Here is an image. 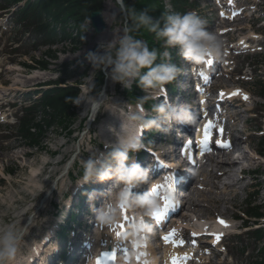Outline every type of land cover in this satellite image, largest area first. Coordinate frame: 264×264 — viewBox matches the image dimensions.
Wrapping results in <instances>:
<instances>
[{
	"label": "clouds",
	"instance_id": "clouds-1",
	"mask_svg": "<svg viewBox=\"0 0 264 264\" xmlns=\"http://www.w3.org/2000/svg\"><path fill=\"white\" fill-rule=\"evenodd\" d=\"M118 10L111 13L114 23L121 24L119 34L108 42L101 43L96 51H88L87 61L93 71L81 78L84 80L80 92L76 96H66L64 102L77 108L83 107L79 117L89 122L96 121L98 114L108 112L121 121L119 130L111 124L107 131L114 137L113 141L101 139V133H95L106 152L98 147L88 148V158H80L82 175L75 185L83 187L89 183L113 182L111 188L98 192H86L90 212L96 225L91 236L96 245L85 257L84 264H97L103 258L107 264V251L103 244L107 240L115 248L120 246L128 249L127 254H118L115 264H136L140 258L138 253L146 244V237L152 231L151 221L158 216L164 207V199L176 201L178 196L173 185L164 178L151 181L150 169L141 166L134 155L147 147L142 139L144 131H168L173 123L194 125L198 114L189 103L174 104L165 96L166 86L177 81L183 69L171 62L167 49H176L180 57L190 64H203L209 57L221 54L224 42L213 31L209 32L208 21L195 10L185 13L166 12L159 20H153L148 10L138 11L130 7L125 0H115ZM88 19L81 24L84 35L90 31ZM141 29H147L163 41L166 49L163 53L157 48L136 37ZM84 35L82 39H84ZM104 72L114 83L127 90L136 84L144 95L136 98V105L148 104L153 99L149 114L131 102L118 103L112 96L97 87L94 73ZM164 93L163 95H159ZM85 141L81 139V144ZM159 182V183H158ZM149 185L147 191H134ZM163 185L158 192L153 189ZM42 193V192H41ZM98 197L104 201L100 207L95 206ZM62 204V203H61ZM71 203H64L68 207ZM32 208L24 215L23 220L15 219L0 221V264H33L39 258L40 264H47V258L57 250L56 244L45 245L51 239L47 233L42 239L28 237L32 229H41L47 218H41ZM127 216V219H126ZM42 223H36V221ZM48 249H54L51 254ZM38 250V251H37ZM145 264H150L145 261Z\"/></svg>",
	"mask_w": 264,
	"mask_h": 264
},
{
	"label": "rangeland",
	"instance_id": "rangeland-1",
	"mask_svg": "<svg viewBox=\"0 0 264 264\" xmlns=\"http://www.w3.org/2000/svg\"><path fill=\"white\" fill-rule=\"evenodd\" d=\"M107 1L108 0H106V2ZM165 3L168 10L171 11L172 8L169 0H165ZM104 10L107 12L106 23L108 29L102 34H97L94 32L91 26H89V29H91L86 35V40L89 41L88 45L82 48L80 52L74 53L68 50L64 51L62 45L54 47V50L58 51L59 53L58 59L56 61H52V66L47 72L42 70H37L36 72H34L35 70L30 71L23 65L25 63L31 64L33 57H42V52H44L46 48L24 56L21 54L25 52L27 47L9 50L7 47H5L6 44L5 41H3L2 46L0 47V99H2L0 101H16V99L23 100L25 94H27L30 90L35 89L38 84L47 83L52 79L57 80L65 77V66L71 63L75 64L68 72L74 76L72 81L84 82V80L81 78L93 71L91 64L86 59L87 52L93 50L96 51L99 44L112 40L114 38V34L118 35L121 28V24L114 23L111 17V13L118 10V5L113 4L110 10L105 6ZM258 11L259 12L256 16L245 18L244 20L239 21L238 24H234L230 27L234 31L231 34L230 40L228 42H232L231 39L237 42L241 37L244 36L251 37V33H253V31L260 32L261 37L264 35V2ZM2 15L3 14L1 13L0 26L5 20L3 17L1 18ZM258 19H260L261 24L259 26H254L253 24L256 23ZM261 26L263 27L261 28ZM3 28L8 36L13 34L11 26L4 25ZM227 39L228 37L224 38L223 40L224 46H226L228 43ZM256 45H259V47L263 50V55L256 54L255 56L261 57L258 61V75L262 80H264V43L260 42ZM176 55L177 53L175 54V57ZM243 61V57L230 59L232 66H237L238 72L241 70H243V72L246 74H248L250 71L252 72L251 68H249L247 65H242ZM86 71L87 74H85ZM238 72L230 74V76H225L222 81H219L218 87L230 88L232 86H243V88L248 90L253 96L251 101L255 102L253 106L255 110L253 112L254 115L251 116L253 118L247 123L249 135L244 134L239 136L243 138V145H249L254 149V140L256 137L254 133L256 132V129L263 127L264 130V116L263 112H261L263 107L262 103L257 97V91L253 88V84L245 81L242 78L243 76L238 74ZM93 75L95 76L96 73ZM108 85L109 87L107 89V95L112 96L115 102L121 103L123 101V96L119 95L118 90L115 91V84L110 79H108ZM1 93L5 94L2 95ZM251 107V105H247L248 109ZM75 108L77 109L78 114H80L83 110V107L77 108L75 106ZM107 114L108 112H104L98 114V117L101 120H104V118L107 117ZM6 116V120L8 122L13 121V117L10 116L9 113H7ZM247 116V114H243V117L239 119L243 120ZM99 118L97 121L100 120ZM77 119L71 128V131L73 132L71 137L67 136L66 132L64 131H56V127L51 128V130L46 135L44 142L42 143L44 147L46 146L44 150H37L28 147L24 145L22 140H11L4 143V141L0 139V179L5 180L4 182H0V221L5 219H15L17 222H19L21 218H23V216L21 217L23 212L27 210L26 212L30 213L32 211V209L30 210V207L40 203L44 193L47 190L50 188L55 190L54 195L51 196L49 200V203L52 202V205H49L41 212V214L38 215L41 218H47V222L39 230L35 228L32 229V233L28 237L29 241L34 239L36 236H39V234L43 231L44 226H47V223L52 221L51 218L53 214L56 213L54 206L58 204L59 207H62L63 196L68 194L71 187L75 185L76 182L74 181L73 183V180L78 179V173L81 169L79 163L80 158H88L87 149L95 147H98V149L103 148L102 144L99 145L101 142L95 134L100 132L101 139H105L102 136L100 123L96 126L93 125L90 133L88 131L90 126L86 125L84 128L79 127L81 120L84 118L79 117V119ZM81 139L85 141L84 144H81ZM90 140L92 143H90ZM67 163H69L72 168L64 176V178H61V176L66 173L65 165ZM255 167L259 169V172H257L254 180H251L248 175H246L242 180H240V185L235 186V188L228 189L224 194H220L219 191L217 192L214 190L211 197L215 198L216 201L213 203L203 200L202 198L201 201H198L196 196L192 197V201L199 204L200 209L204 210L201 213V217L213 219L216 214L227 216L228 218L236 217L238 214L241 215L240 210L245 209V200L247 199L248 193L254 191L253 187H251L252 184L253 186L260 185L262 192L260 201H264V175L260 174L264 173V163H262L261 160L256 159L251 164L252 169ZM33 169L36 171V175L31 178V172ZM57 170H60V172H57ZM12 171L14 173L8 174V172ZM72 176H74L75 179ZM235 178L236 180L240 179L239 176H236ZM222 182L226 183L227 180L223 179ZM38 187L43 188L42 193L39 192ZM204 192L207 193V191ZM36 223H42V221L37 220ZM237 224L241 225L242 223L237 221ZM239 241L240 242L234 243L231 240L229 243V249L227 247V250L230 252L227 257H220L218 259L211 258V264H238L244 259V257L239 256V250L242 247H246L248 249V254L252 253L255 246L254 241L249 240L247 237H242Z\"/></svg>",
	"mask_w": 264,
	"mask_h": 264
},
{
	"label": "trees",
	"instance_id": "trees-1",
	"mask_svg": "<svg viewBox=\"0 0 264 264\" xmlns=\"http://www.w3.org/2000/svg\"><path fill=\"white\" fill-rule=\"evenodd\" d=\"M48 3L50 10H55L56 15L53 17L55 22L62 24L63 30V42H68L71 44L73 49H78L81 45L85 44V37H83V31L81 30V24L84 23L87 17H89L91 11L102 10V0H45ZM125 2L130 7H135L138 11L148 10V14L151 18L159 20L164 11V5L162 0H125ZM174 5L176 9L181 10L183 0H174ZM47 8V9H49ZM70 20L75 22L74 28L78 31L76 36L72 33L66 34L65 26ZM138 39H144L150 48L160 47L162 40H158L155 34L150 33L147 29H141L136 33ZM48 55L53 56L52 52H48ZM47 55V56H48ZM36 64H40L43 67H47L46 61L44 59L37 60ZM261 93L264 96V86L260 87ZM79 94V90L76 88H57L56 90H49L45 92L42 98L41 109L44 114V119L40 123L33 122L29 119L23 125L20 134L24 135L26 138V143L28 146L34 148H42V143L47 135V132L51 127L68 128L72 124V119L75 116V110L73 105L66 104L64 98L66 96H76ZM52 110V111H50ZM50 111V112H49ZM36 112V111H35ZM31 127H35V132L31 131ZM261 153L264 155V138L260 143ZM247 213L255 218H264V205H253L250 207ZM256 240L262 244L263 247L260 248L259 252L255 254L249 264H264V227L254 230L252 232Z\"/></svg>",
	"mask_w": 264,
	"mask_h": 264
},
{
	"label": "bare ground",
	"instance_id": "bare-ground-1",
	"mask_svg": "<svg viewBox=\"0 0 264 264\" xmlns=\"http://www.w3.org/2000/svg\"><path fill=\"white\" fill-rule=\"evenodd\" d=\"M110 5H111V2L109 0L106 3V6L109 8ZM106 14H107V12L105 10L104 11L105 18H107L106 17ZM245 43H246V40L243 39L239 43V45L241 46L242 44H245ZM106 94H107V91H106ZM107 119L109 121V123H107V125L111 124L117 130H119V128H120L119 124H121V121L116 116H114V115L111 116V113H110V116ZM115 121H116V123H114ZM107 125H105L104 128L102 129L104 138L105 137L106 138L108 137V131L106 130ZM175 138L173 137V139H175ZM234 163H235V161H225V160H223L222 162H219L218 160H214L212 158L207 161L206 165L209 164L210 167H212L210 172L209 171H205V173H206L205 174L206 179L204 180V183L205 184L203 185V187H204V190H207V193H205L204 191L201 192V193H198L197 195H198V199L199 200L201 198H203V199L207 200L208 202L213 203L214 201H216L215 198H212L211 197L212 192L214 190H220V194H224V193L227 192L228 189L233 188L236 185H240L241 184V182L239 180H236L235 179L236 174H235V172L232 171V169L234 167H236ZM69 165H70L69 163H67L65 165V171H66V173H68V171H69V168H70ZM57 172H60V170H57ZM34 175H36V171L33 169L32 172H31V178L34 177ZM64 175L62 177H64ZM223 179H226L230 183H228V185L223 186V188L221 189L220 188L221 187L220 185H221V183H222L221 181ZM41 188L42 187H38V189H41ZM51 189L52 188H50L49 190H51ZM51 194H52V191H49L46 194L47 197H45L43 199V204H41L42 202L35 204V209L34 210L36 211L37 214H39V212H41V209H43V207L46 206V203L48 202L47 201V198H49ZM219 202H220V200H219ZM190 206L192 208H200V206H198V204H194V203H192ZM202 211H204V210L203 209L202 210H199V212H202ZM22 215L24 217V214H22ZM22 220H23V218H21L20 221H22ZM198 221L197 222H192L191 221L192 223L190 225L193 228H197V229H203V228H206V227L209 228V229H214L213 226L215 224L213 226H211V225H207L206 223H203V222L201 223V222H198ZM169 251H170V248L166 251V253H169Z\"/></svg>",
	"mask_w": 264,
	"mask_h": 264
},
{
	"label": "snow or ice",
	"instance_id": "snow-or-ice-1",
	"mask_svg": "<svg viewBox=\"0 0 264 264\" xmlns=\"http://www.w3.org/2000/svg\"><path fill=\"white\" fill-rule=\"evenodd\" d=\"M211 63V62H209ZM245 99H247V97H245ZM212 127H214L211 123H209V125L207 126V128L205 129V139L203 141H201V144L203 146V149L205 151L209 150V141H210V135H209V129H211ZM221 147H225V148H228L230 147V145L228 144H221L220 145ZM169 180L172 179V177H169L168 178ZM163 187V185H157L153 191L154 192H158V190ZM176 207V204L174 201H169L167 200L166 198L164 199V207L163 209L161 210V212L158 214L157 218H163L167 212L170 210V209H174ZM221 223L223 224L224 222L221 221ZM225 226H227L225 224ZM174 237H175V233L171 234L170 236H166L164 237L165 241H168V242H174ZM217 239H219V237H217ZM185 260L187 259V257L184 258ZM115 260V254H111V255H107V262H114ZM97 264H105V260L104 259H101V260H98L97 261ZM172 264H183V260H181V258L179 257H175L173 258L172 260Z\"/></svg>",
	"mask_w": 264,
	"mask_h": 264
},
{
	"label": "water",
	"instance_id": "water-1",
	"mask_svg": "<svg viewBox=\"0 0 264 264\" xmlns=\"http://www.w3.org/2000/svg\"><path fill=\"white\" fill-rule=\"evenodd\" d=\"M91 18L93 21V26L97 32H103L104 28H106V23L102 14L100 12H93L91 14Z\"/></svg>",
	"mask_w": 264,
	"mask_h": 264
}]
</instances>
